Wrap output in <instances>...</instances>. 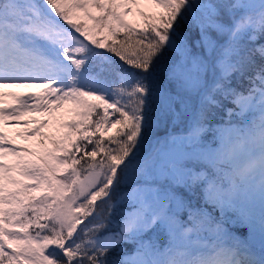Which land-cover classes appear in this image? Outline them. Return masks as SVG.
<instances>
[{
    "label": "snow or ice",
    "instance_id": "6c2138e0",
    "mask_svg": "<svg viewBox=\"0 0 264 264\" xmlns=\"http://www.w3.org/2000/svg\"><path fill=\"white\" fill-rule=\"evenodd\" d=\"M62 105L0 131V264H264V0H0V122Z\"/></svg>",
    "mask_w": 264,
    "mask_h": 264
},
{
    "label": "rangeland",
    "instance_id": "374dc122",
    "mask_svg": "<svg viewBox=\"0 0 264 264\" xmlns=\"http://www.w3.org/2000/svg\"><path fill=\"white\" fill-rule=\"evenodd\" d=\"M118 11H122V9H117ZM124 19L133 24V26H138L140 23V18L138 15H136V9L133 8V12L130 13L128 16L124 17ZM88 26L92 25V21L87 20L85 22ZM103 29H100L102 31ZM106 30V29H105ZM8 91H15V92H22L25 91L24 89H7ZM32 91H36V89H33ZM68 105H62L60 109H58L55 113L52 115L46 114L44 112H32V113H27L25 115L20 116L18 119L21 121V123H16L15 120H12L10 123L7 125L3 124L0 122V131L5 132V134L8 136L10 139L11 143L17 147L20 148H28L32 149L33 151H39L40 147L38 144V141L40 140V134L43 133L45 135H51L50 133L56 134L57 130V124L59 119H68L70 118L67 116L64 112V109ZM28 120V121H41V120H47L48 123L42 127L39 128V131L37 133H33L29 135L28 133H31V130L33 128L37 127V124L35 123H28L24 124L23 121ZM110 131H111V126H109ZM178 130V131H176ZM183 129L177 128V129H172L169 131H176V134H180ZM19 133V135H17ZM47 141H45V144ZM47 145V144H46ZM15 158L12 156H7L4 158L5 163H11L14 162ZM15 175V174H14ZM15 178L18 180H21L25 184L31 185L33 181L31 179L15 175Z\"/></svg>",
    "mask_w": 264,
    "mask_h": 264
},
{
    "label": "trees",
    "instance_id": "16d2710c",
    "mask_svg": "<svg viewBox=\"0 0 264 264\" xmlns=\"http://www.w3.org/2000/svg\"><path fill=\"white\" fill-rule=\"evenodd\" d=\"M90 11L92 12L93 15H100L101 14L96 9H90ZM76 15L80 16L81 18H83L82 17V13L77 12ZM86 21H87V19L83 20L84 23ZM97 36H98V38H104L105 36H107V31L105 29H103L102 31H99V33H97ZM109 42H111V38L110 37H109ZM218 120H219V118H218ZM50 134L51 135H55L54 133H50ZM233 231L236 232L237 234H240L242 232L246 233L247 230L245 228L239 227V228H234ZM124 247H125L126 250H131L132 245L126 244V245H124Z\"/></svg>",
    "mask_w": 264,
    "mask_h": 264
}]
</instances>
